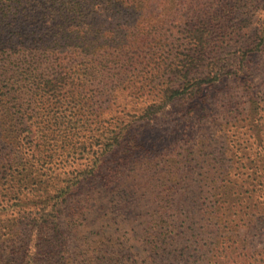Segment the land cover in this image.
Here are the masks:
<instances>
[{"label": "trees", "instance_id": "trees-1", "mask_svg": "<svg viewBox=\"0 0 264 264\" xmlns=\"http://www.w3.org/2000/svg\"><path fill=\"white\" fill-rule=\"evenodd\" d=\"M148 1L0 0V264H264V0Z\"/></svg>", "mask_w": 264, "mask_h": 264}, {"label": "rangeland", "instance_id": "rangeland-1", "mask_svg": "<svg viewBox=\"0 0 264 264\" xmlns=\"http://www.w3.org/2000/svg\"><path fill=\"white\" fill-rule=\"evenodd\" d=\"M162 1H165V0H149L144 5L143 12L148 17V19H149V15H150V17L152 19L151 20L152 21L151 25L153 27H156V28L161 29V30L163 28L165 30H168V29L171 28V26L173 24L170 23V22L163 23L162 19H159V18L156 17L157 13H159V12L161 14L166 13V10L169 8L168 3L171 0H167L168 2H165L164 4H162L161 6L158 7V3L162 2ZM93 8H95V10H97L96 8H98V7L90 5L85 10L88 11V12H91V10ZM255 13H258V12H255ZM128 14L129 15H127V18L131 19V20H129V22L131 24L135 23V20H136L135 11H130ZM255 15H257V14H255ZM253 17H254L253 20H256L254 15H253ZM113 21L114 20H111L109 22L113 23ZM113 24L116 25V23H113ZM119 25L120 26L116 27L119 30L124 27L122 22H120ZM99 26H100V28H102L104 25L101 22H98L97 27L99 28ZM182 27H183V23H182ZM107 51L110 54V52L111 53L114 52V49L112 48V49H109ZM261 58H262V60H260V62H262V65H263L264 64V55ZM249 68H251V70L254 72V70H255V62L254 61H253L252 64H249ZM116 74H121V73L120 72H115V75ZM113 79H117L118 83H119L122 78L119 75H117ZM222 94H223V84L216 85L209 91L207 101H208V104L210 105V107H212L214 105V102L216 100H218ZM184 107L185 106H182V104H179V103L178 104H174V105H172L169 108V110L167 111L166 114H163V115H160L159 117H157L156 118L157 120H155V122L152 123L150 126L138 125L136 127V129H135L137 134H138L137 136L141 135V136L146 138L147 135L152 134L153 137L157 138L159 135H161V134H158V132H161L164 129H165L164 131L167 133L170 128L175 127V125H177L178 123H182L184 121V118H183V114H184L183 108ZM206 115L202 118V119L205 118L204 122H207L208 118L210 116L209 114L207 116ZM36 121H37V119L35 118V120H34L35 124H36ZM197 125H199V122H198ZM19 129H21V128L19 127ZM57 140H58L57 141V149H56V151H55V153L53 155V161H52L53 165H55L56 167H60V166H66V165L72 164L74 161L71 159V156H68V155H70V153L72 154V151H71V149H72L71 146L72 145H69V143H67L64 140H62V138L61 139H57ZM4 141H6V142H4ZM9 141L10 140H9V138H7L6 134L3 136L2 131H0V163L1 162H5L8 159V157H10V155H11V153H10L11 147L6 149V146H7ZM18 142H20L22 144L24 143V142H21L20 140H18ZM73 142H76V139H74ZM75 145H77V144H75ZM67 153H69V154H67ZM6 156H8V157H6ZM23 157L25 159V160L24 159L23 160L28 165H30V162H29L30 152L28 150L23 152ZM1 165L8 167V165L2 164V163H1ZM2 202L6 203L7 202V198L3 199ZM3 219H4V217L0 216V222Z\"/></svg>", "mask_w": 264, "mask_h": 264}]
</instances>
